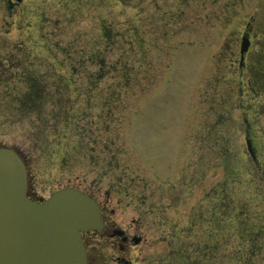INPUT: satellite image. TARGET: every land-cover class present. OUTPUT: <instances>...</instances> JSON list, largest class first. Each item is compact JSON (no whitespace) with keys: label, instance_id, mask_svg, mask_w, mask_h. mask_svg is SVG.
<instances>
[{"label":"rangeland","instance_id":"374dc122","mask_svg":"<svg viewBox=\"0 0 264 264\" xmlns=\"http://www.w3.org/2000/svg\"><path fill=\"white\" fill-rule=\"evenodd\" d=\"M0 144L114 211L133 264H264V0H0Z\"/></svg>","mask_w":264,"mask_h":264},{"label":"water","instance_id":"95a60500","mask_svg":"<svg viewBox=\"0 0 264 264\" xmlns=\"http://www.w3.org/2000/svg\"><path fill=\"white\" fill-rule=\"evenodd\" d=\"M250 44L245 34L241 61ZM248 147L255 157L250 140ZM102 227L99 205L78 189L63 188L41 202L32 200L22 157L0 146V264H87L81 232Z\"/></svg>","mask_w":264,"mask_h":264},{"label":"flooded vegetation","instance_id":"af4514ba","mask_svg":"<svg viewBox=\"0 0 264 264\" xmlns=\"http://www.w3.org/2000/svg\"><path fill=\"white\" fill-rule=\"evenodd\" d=\"M13 7L16 8L21 2H14ZM100 202V201H99ZM102 212H103V220L105 223L104 229L101 233V239H104L111 244L112 248L115 249L117 254L112 256L110 259L114 261L115 264H133V261L126 256L129 252L131 245H138L141 242V237L130 233L127 230L120 234V231L117 229L118 226L116 224L115 219H113L114 211L108 210L103 203L101 204ZM137 237H140V240H136ZM100 241V238H99ZM137 241V242H136ZM89 243V241H87ZM89 254V264H102L107 263V259L110 255H104L102 252L95 253L91 249L88 248Z\"/></svg>","mask_w":264,"mask_h":264},{"label":"trees","instance_id":"16d2710c","mask_svg":"<svg viewBox=\"0 0 264 264\" xmlns=\"http://www.w3.org/2000/svg\"><path fill=\"white\" fill-rule=\"evenodd\" d=\"M29 88L25 91L23 94L22 98V104L27 105H32L33 107L36 106L37 104L39 105L40 100L42 101L43 97L42 94V89L39 87L41 85V81L37 80L36 78H32L30 75L29 77Z\"/></svg>","mask_w":264,"mask_h":264}]
</instances>
